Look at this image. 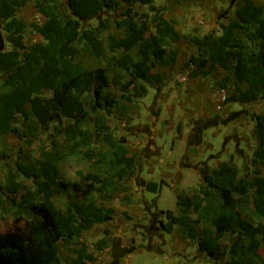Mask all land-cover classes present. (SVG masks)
Instances as JSON below:
<instances>
[{
  "label": "trees",
  "instance_id": "16d2710c",
  "mask_svg": "<svg viewBox=\"0 0 264 264\" xmlns=\"http://www.w3.org/2000/svg\"><path fill=\"white\" fill-rule=\"evenodd\" d=\"M33 1L45 18L39 29L44 41L30 48L18 37L27 32L29 24L10 17L7 7L0 4V32L17 37L14 44L21 50L16 56L0 52V75L11 73L3 85L5 90L0 87V138L20 136L17 118L23 115L32 137L54 126L65 137L69 156L89 148L96 136L104 139L107 150L98 154L96 172L81 174L80 184L61 179L64 156L56 151L43 152L39 159L19 163L17 170L8 171L4 185H0V211L13 209L24 218L13 230L0 232V264H65L63 251L76 255L73 264H92L97 258L89 246L75 245L85 232L112 222L116 215L114 208L98 204L96 192L108 195L118 191V181L137 170L126 139L112 134L100 110L124 112L128 109L125 103L134 101L132 88L134 97L141 98L148 94V86L164 83L166 78L153 74L152 68H167L177 62V56L170 57L167 48L182 36L164 18L168 8H159L157 0H140L149 12L138 14L129 8L123 13L120 27L124 38L120 44L115 42L116 47L133 51L134 58L111 57L106 68L94 70L83 65L79 57L85 53L97 60L107 59L102 35L109 24L102 22L86 29L83 23L114 11L116 0H13L12 4L25 6ZM170 1L181 5L196 0ZM242 4L233 29H225L219 36L185 37L198 48L187 64L193 68L191 78H207L218 67L230 73L220 82L221 88L233 87L227 104H248L250 96L264 100V6L254 0H242ZM150 14L161 17L154 32ZM119 74L130 80L123 84ZM113 87L122 89V95H113ZM11 94L26 107L11 105ZM90 115L99 123L96 131L84 127ZM254 135L257 147L253 157L263 172L262 179H237L238 168L221 163L216 174L204 178L201 195L184 192L177 196L179 217L173 219L171 211L166 213L168 233L179 225L188 239L198 242V251L216 262L228 258L229 264H264V255H260L264 248V114L256 118ZM23 177L34 186L22 183ZM55 190L71 197L65 208L50 198ZM201 224L204 228L200 230L197 226ZM106 246L98 243L96 248Z\"/></svg>",
  "mask_w": 264,
  "mask_h": 264
},
{
  "label": "rangeland",
  "instance_id": "374dc122",
  "mask_svg": "<svg viewBox=\"0 0 264 264\" xmlns=\"http://www.w3.org/2000/svg\"><path fill=\"white\" fill-rule=\"evenodd\" d=\"M12 1L0 0V4L7 7L10 17L29 24L27 32L18 36L25 47L43 42L39 29L45 18L37 10L36 2L22 6L13 5ZM254 1L264 6V0ZM116 2L114 11L104 12L96 19L83 23L86 29L97 27L102 22L109 24V30L102 35L107 59L97 60L85 53L79 57V61L90 69L106 68L111 57L129 55L134 58L133 51L115 46V42L120 44L124 38L123 28L120 27L122 15L129 8L138 14L148 13V5L140 0ZM156 5L168 8L164 18L170 20L182 36L180 41L167 48L170 57L177 56V62L167 68H152L153 74L166 78L165 82L156 87L148 86V94L141 98L134 97L132 88L130 95L134 101L125 103L128 107L126 111L100 110L112 134L126 139L131 154L136 157L137 170L128 179L118 181V191L108 195L99 190L96 192L98 204L114 208L118 214L110 224L85 232L75 247L79 248L82 243L93 246L92 250L98 256V263L95 264H229L228 258L216 262L199 252L198 242L188 239L179 225L175 224L172 233H168L166 213L171 211L173 219L179 217L177 196L184 192L201 195L204 178L216 174L221 163L237 167V179L243 176L263 178L253 154L257 147L254 135L256 118L264 114V100L260 96H250L248 104H227L233 87L229 84L221 88L220 82L230 75L229 72L218 67L207 78H191L193 68L187 67L191 57L198 54V48L185 37L202 38L209 33L219 36L223 30L233 29L232 23L238 19L242 0H196L181 5H174L170 0H157ZM160 18L158 14H150L153 32ZM15 39L17 37L1 31L0 52L19 55L21 50L15 46ZM10 76L9 71L0 75L3 90L5 80ZM117 77L123 84L130 80L125 74ZM111 93L121 96L122 89L113 87ZM10 104L18 109L26 107L13 94L10 95ZM17 123L21 129L20 136L10 134L0 138V185H4L10 169L17 170L19 163L28 164L39 159L43 152L51 151L64 156L60 164L61 179L80 184L82 175L98 170V154L107 150L104 139L96 136L89 148L79 149V154L69 156L66 154L65 137L58 134L54 126L50 130H40L32 137L25 116L19 115ZM98 126L96 118L90 115L84 127L96 131ZM141 171L145 180L141 178ZM146 171L152 173L153 178ZM21 181L29 187L34 186L31 180L24 177ZM49 196L61 208H65L71 199L68 195H59L56 190ZM23 218L13 209L7 213L0 211V232L13 230L16 222ZM152 226L154 228L150 230ZM197 228L201 230L204 225ZM98 243L109 246L110 250L98 253L95 250ZM260 255H264V248ZM62 257L65 264H73L76 255L63 251Z\"/></svg>",
  "mask_w": 264,
  "mask_h": 264
},
{
  "label": "crops",
  "instance_id": "0c3cea01",
  "mask_svg": "<svg viewBox=\"0 0 264 264\" xmlns=\"http://www.w3.org/2000/svg\"><path fill=\"white\" fill-rule=\"evenodd\" d=\"M153 126H154V124H153ZM157 126H158V124H157ZM129 148V147H128ZM129 150H130V148H129ZM142 172V171H141ZM147 172V174L149 175V177L150 178H153V176H152V173H149V171H146ZM141 178L142 179H144V172H142L141 173ZM145 180V179H144ZM143 182H145V181H143ZM126 210V209H125ZM116 214H118V211H116ZM116 216V215H115ZM115 218V217H114ZM111 223V222H110ZM109 223V224H110ZM103 225V224H102ZM98 226H100V225H98ZM98 226H96V227H98ZM95 227V228H96ZM88 245V244H87ZM89 246V245H88ZM92 248L94 249V247L93 246H89V251L91 252V253H93L95 256H96V261L94 262V263H92V264H95V263H98V256L93 252V250H92ZM98 253H102V252H108L109 250H110V248H109V246H106V247H104V248H102V249H95Z\"/></svg>",
  "mask_w": 264,
  "mask_h": 264
},
{
  "label": "water",
  "instance_id": "95a60500",
  "mask_svg": "<svg viewBox=\"0 0 264 264\" xmlns=\"http://www.w3.org/2000/svg\"><path fill=\"white\" fill-rule=\"evenodd\" d=\"M153 228H154V227L152 226V227L150 228V230H153Z\"/></svg>",
  "mask_w": 264,
  "mask_h": 264
},
{
  "label": "built area",
  "instance_id": "2783aa9c",
  "mask_svg": "<svg viewBox=\"0 0 264 264\" xmlns=\"http://www.w3.org/2000/svg\"><path fill=\"white\" fill-rule=\"evenodd\" d=\"M183 80H186V79H183Z\"/></svg>",
  "mask_w": 264,
  "mask_h": 264
}]
</instances>
